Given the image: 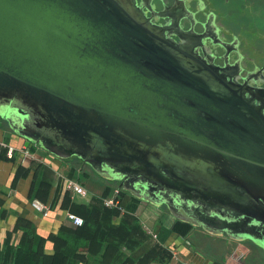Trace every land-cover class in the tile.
<instances>
[{"label":"water","instance_id":"1","mask_svg":"<svg viewBox=\"0 0 264 264\" xmlns=\"http://www.w3.org/2000/svg\"><path fill=\"white\" fill-rule=\"evenodd\" d=\"M246 92L134 0H0L3 136L264 249V112Z\"/></svg>","mask_w":264,"mask_h":264},{"label":"crops","instance_id":"2","mask_svg":"<svg viewBox=\"0 0 264 264\" xmlns=\"http://www.w3.org/2000/svg\"><path fill=\"white\" fill-rule=\"evenodd\" d=\"M0 140L17 148L12 157L5 148L0 151L2 259L5 252L23 245L28 231L39 254L54 258L63 252L68 264H210L215 260L237 264L241 242L228 238L225 242L223 236L213 235L222 239L217 244L211 234L195 226L184 236L181 228L174 229L179 220L172 214L127 194L120 206H105L104 198L111 194L115 182L99 177L81 181L77 160L58 157L36 144L27 146L14 135L0 133ZM68 178L82 184L87 194L68 190ZM34 198L51 205L49 216L32 207ZM70 211L87 219L84 228L67 219ZM196 233L201 242L193 240ZM232 243L234 253L227 246ZM204 248L219 252H205Z\"/></svg>","mask_w":264,"mask_h":264},{"label":"flooded vegetation","instance_id":"3","mask_svg":"<svg viewBox=\"0 0 264 264\" xmlns=\"http://www.w3.org/2000/svg\"><path fill=\"white\" fill-rule=\"evenodd\" d=\"M134 1L145 17L163 28L166 36L184 42L198 56L217 66L228 80L245 87L246 95L264 112V32L259 30L260 12H248L245 19L229 24L226 18L232 11L227 8L224 14L220 6L212 5V0ZM257 2L251 3L253 12ZM228 248L230 253L236 250L234 245ZM238 258L237 264H264V249L251 241L241 242Z\"/></svg>","mask_w":264,"mask_h":264},{"label":"trees","instance_id":"4","mask_svg":"<svg viewBox=\"0 0 264 264\" xmlns=\"http://www.w3.org/2000/svg\"><path fill=\"white\" fill-rule=\"evenodd\" d=\"M109 190L107 191V194L109 193ZM124 194L126 195V193L123 191L122 200H125L126 196L124 197ZM84 220V224L78 226L81 229L84 228L87 224V219L85 217ZM180 228L183 230L181 232L182 235L188 236V234L191 233L192 225H190L189 223L178 221V223L174 225V229ZM26 235L27 236L24 240L23 245L15 250L11 248L12 250L10 249L5 252L3 259L1 258L2 252L0 247V264H68V256L63 252L57 254L54 258L43 257L41 254H39V249H37L38 247L36 248L34 237L32 236V234L26 231Z\"/></svg>","mask_w":264,"mask_h":264},{"label":"built area","instance_id":"5","mask_svg":"<svg viewBox=\"0 0 264 264\" xmlns=\"http://www.w3.org/2000/svg\"><path fill=\"white\" fill-rule=\"evenodd\" d=\"M6 149V153L12 157L15 155L17 148L15 146L9 145L3 140H0V151L3 149ZM66 187L68 190H72L76 193L79 194H87V189L80 184L78 181L68 178ZM122 188L120 186L116 187L113 189L111 194L109 196H106L104 198V205L108 207H113V206H120L122 204ZM32 207L37 210L41 215L43 216H49L51 213V205L43 202L39 198H34L31 202ZM67 219L71 222H73L77 226H81L84 224V217L75 213V212H68L67 213ZM154 237H157V234H154Z\"/></svg>","mask_w":264,"mask_h":264},{"label":"rangeland","instance_id":"6","mask_svg":"<svg viewBox=\"0 0 264 264\" xmlns=\"http://www.w3.org/2000/svg\"><path fill=\"white\" fill-rule=\"evenodd\" d=\"M252 1L254 0H212V5L213 6H220V10H223L224 14H226V10L227 8L229 10L232 11V13L230 14H227L228 15V18H226V21L229 23V24H233L234 23V20L236 19H240V18H243L245 19L246 16H248V12H251V13H257V12H260L258 13L259 14V19H260V31L261 32H264V0H259V2H257V4H259V6L257 4H255L256 6V9H254V12L253 10L251 9L252 6H251V3ZM243 23H245V21H243ZM259 38V37H258ZM257 38V40H259ZM5 138H8V137H5ZM78 178L81 179V181H86V176L85 174H83L82 172H78ZM116 186H118V184L115 182L113 183V186L112 188H116ZM113 191V190H112ZM212 242H215L217 244H221L222 239L219 240V238L217 237H212ZM193 240L195 241H198V242H201V236L199 233H196L193 235ZM218 248H221V247H218ZM206 251L205 252H210V253H213V252H216L218 253L219 250L218 249H215V248H204ZM231 250V249H230Z\"/></svg>","mask_w":264,"mask_h":264}]
</instances>
